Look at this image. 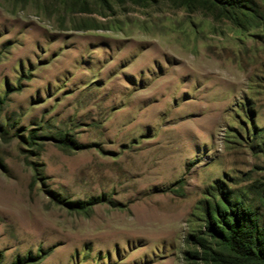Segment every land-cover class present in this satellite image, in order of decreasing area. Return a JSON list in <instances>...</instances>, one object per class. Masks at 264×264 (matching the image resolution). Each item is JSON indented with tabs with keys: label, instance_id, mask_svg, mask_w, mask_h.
I'll return each instance as SVG.
<instances>
[{
	"label": "rangeland",
	"instance_id": "rangeland-1",
	"mask_svg": "<svg viewBox=\"0 0 264 264\" xmlns=\"http://www.w3.org/2000/svg\"><path fill=\"white\" fill-rule=\"evenodd\" d=\"M263 182L264 0H0V264H218Z\"/></svg>",
	"mask_w": 264,
	"mask_h": 264
},
{
	"label": "trees",
	"instance_id": "trees-1",
	"mask_svg": "<svg viewBox=\"0 0 264 264\" xmlns=\"http://www.w3.org/2000/svg\"><path fill=\"white\" fill-rule=\"evenodd\" d=\"M260 203L264 206V182L260 184ZM219 192L203 200L208 230L226 252L204 247L218 264H264V215L219 183ZM209 200V201H208ZM78 206V205H77ZM25 259H23L24 261Z\"/></svg>",
	"mask_w": 264,
	"mask_h": 264
}]
</instances>
